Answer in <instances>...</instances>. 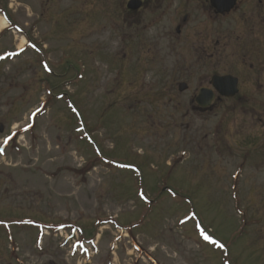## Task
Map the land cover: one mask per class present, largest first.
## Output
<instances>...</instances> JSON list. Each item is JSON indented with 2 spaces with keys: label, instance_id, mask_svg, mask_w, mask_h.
Returning <instances> with one entry per match:
<instances>
[{
  "label": "rangeland",
  "instance_id": "1",
  "mask_svg": "<svg viewBox=\"0 0 264 264\" xmlns=\"http://www.w3.org/2000/svg\"><path fill=\"white\" fill-rule=\"evenodd\" d=\"M128 1L0 0V264H264V135L192 109L224 25Z\"/></svg>",
  "mask_w": 264,
  "mask_h": 264
},
{
  "label": "flooded vegetation",
  "instance_id": "2",
  "mask_svg": "<svg viewBox=\"0 0 264 264\" xmlns=\"http://www.w3.org/2000/svg\"><path fill=\"white\" fill-rule=\"evenodd\" d=\"M207 1L212 22L224 25V39L217 36L215 42L224 45L225 66L222 72L213 74L207 87L197 91L192 109L198 115H211L218 110L217 106L223 105L224 114L230 118L250 117L256 120V140L264 135V0ZM187 20L188 17H184L183 23ZM179 33L180 27L177 28ZM211 59L218 64L217 53ZM219 77L227 78L222 87L226 96L214 87V78ZM203 89L213 95L206 108L197 104L198 94Z\"/></svg>",
  "mask_w": 264,
  "mask_h": 264
},
{
  "label": "water",
  "instance_id": "3",
  "mask_svg": "<svg viewBox=\"0 0 264 264\" xmlns=\"http://www.w3.org/2000/svg\"><path fill=\"white\" fill-rule=\"evenodd\" d=\"M142 7V2L139 0H131L127 4V8L131 11H138ZM227 78L226 77H219L214 78V87L221 93L222 95L226 96V93L222 90L223 85L225 84ZM179 89L181 92L185 91L187 89L186 84H179ZM209 90H202L199 97L197 98V103L202 107H207L211 103L213 99V95ZM4 131V127H0V132L2 133Z\"/></svg>",
  "mask_w": 264,
  "mask_h": 264
},
{
  "label": "bare ground",
  "instance_id": "4",
  "mask_svg": "<svg viewBox=\"0 0 264 264\" xmlns=\"http://www.w3.org/2000/svg\"><path fill=\"white\" fill-rule=\"evenodd\" d=\"M5 20L3 19V18H0V31H2L3 29H5L6 27V22H4ZM24 43H25V39H22L21 40V43H20V45H19V48L21 49L22 47H23V45H24Z\"/></svg>",
  "mask_w": 264,
  "mask_h": 264
},
{
  "label": "snow or ice",
  "instance_id": "5",
  "mask_svg": "<svg viewBox=\"0 0 264 264\" xmlns=\"http://www.w3.org/2000/svg\"><path fill=\"white\" fill-rule=\"evenodd\" d=\"M5 143H7V141H5ZM205 239H207V237H205Z\"/></svg>",
  "mask_w": 264,
  "mask_h": 264
}]
</instances>
